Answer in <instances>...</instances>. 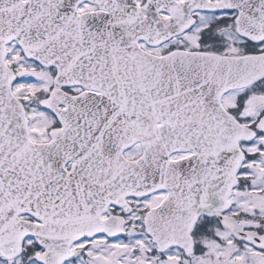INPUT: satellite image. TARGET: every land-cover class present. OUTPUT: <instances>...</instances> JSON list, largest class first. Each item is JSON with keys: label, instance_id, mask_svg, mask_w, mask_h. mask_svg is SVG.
I'll return each instance as SVG.
<instances>
[{"label": "snow or ice", "instance_id": "snow-or-ice-1", "mask_svg": "<svg viewBox=\"0 0 264 264\" xmlns=\"http://www.w3.org/2000/svg\"><path fill=\"white\" fill-rule=\"evenodd\" d=\"M0 264H264V0H0Z\"/></svg>", "mask_w": 264, "mask_h": 264}]
</instances>
